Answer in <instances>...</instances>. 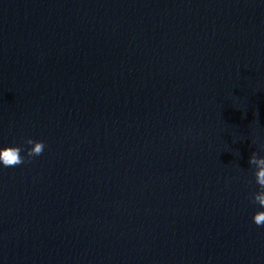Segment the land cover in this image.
<instances>
[{
  "label": "clouds",
  "instance_id": "9594fccd",
  "mask_svg": "<svg viewBox=\"0 0 264 264\" xmlns=\"http://www.w3.org/2000/svg\"><path fill=\"white\" fill-rule=\"evenodd\" d=\"M24 144L31 145L30 148L23 149L25 156L21 155V146H4L0 148V165L5 168H13L25 163L31 162L34 157L41 156L45 149L43 141H35L32 138H26ZM264 150V145H261ZM248 164L255 167V183L259 190L250 197L253 203L258 204L261 210H257L252 220L257 227H264V156H259L253 151L249 157Z\"/></svg>",
  "mask_w": 264,
  "mask_h": 264
}]
</instances>
